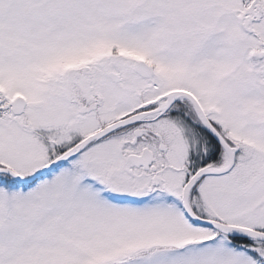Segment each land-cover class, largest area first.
Segmentation results:
<instances>
[{
  "label": "snow or ice",
  "instance_id": "snow-or-ice-1",
  "mask_svg": "<svg viewBox=\"0 0 264 264\" xmlns=\"http://www.w3.org/2000/svg\"><path fill=\"white\" fill-rule=\"evenodd\" d=\"M0 264H264V0H0Z\"/></svg>",
  "mask_w": 264,
  "mask_h": 264
}]
</instances>
